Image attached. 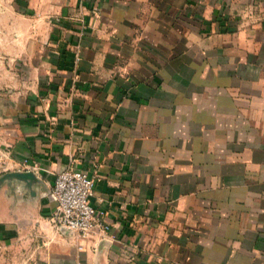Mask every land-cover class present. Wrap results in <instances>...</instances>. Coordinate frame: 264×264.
Returning <instances> with one entry per match:
<instances>
[{
    "label": "crops",
    "instance_id": "obj_1",
    "mask_svg": "<svg viewBox=\"0 0 264 264\" xmlns=\"http://www.w3.org/2000/svg\"><path fill=\"white\" fill-rule=\"evenodd\" d=\"M80 11L56 75L0 90V177L33 173L0 179V264H264V0ZM65 166L94 178L109 235L53 225Z\"/></svg>",
    "mask_w": 264,
    "mask_h": 264
},
{
    "label": "rangeland",
    "instance_id": "obj_2",
    "mask_svg": "<svg viewBox=\"0 0 264 264\" xmlns=\"http://www.w3.org/2000/svg\"><path fill=\"white\" fill-rule=\"evenodd\" d=\"M81 3L82 0H0V90L27 88L32 77L48 69L51 51L60 41L55 29L75 21L81 14ZM51 72L56 75V71Z\"/></svg>",
    "mask_w": 264,
    "mask_h": 264
},
{
    "label": "built area",
    "instance_id": "obj_3",
    "mask_svg": "<svg viewBox=\"0 0 264 264\" xmlns=\"http://www.w3.org/2000/svg\"><path fill=\"white\" fill-rule=\"evenodd\" d=\"M75 59H78L77 54ZM23 163L26 169H34L37 164L27 158ZM93 191L94 178L86 170L72 166L60 169L50 191L54 201L50 215L53 225L59 230L61 226L69 229V233L80 239L109 235L110 225L105 220L104 211L91 204ZM78 245L81 247L80 242Z\"/></svg>",
    "mask_w": 264,
    "mask_h": 264
},
{
    "label": "water",
    "instance_id": "obj_4",
    "mask_svg": "<svg viewBox=\"0 0 264 264\" xmlns=\"http://www.w3.org/2000/svg\"><path fill=\"white\" fill-rule=\"evenodd\" d=\"M7 176H11V177H16V178H21V179H24V180H27V179H30L33 177V173L32 171L30 170H22V171H11V172H7L5 173L2 177H0V179L4 178V177H7ZM60 230L62 232H65V233H69L70 230L61 226L60 227Z\"/></svg>",
    "mask_w": 264,
    "mask_h": 264
}]
</instances>
